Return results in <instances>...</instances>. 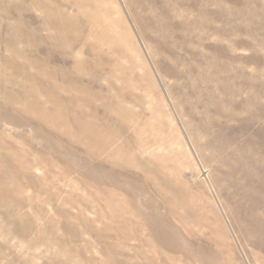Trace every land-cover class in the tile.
<instances>
[{
    "label": "rangeland",
    "instance_id": "374dc122",
    "mask_svg": "<svg viewBox=\"0 0 264 264\" xmlns=\"http://www.w3.org/2000/svg\"><path fill=\"white\" fill-rule=\"evenodd\" d=\"M0 264H264V0H0Z\"/></svg>",
    "mask_w": 264,
    "mask_h": 264
}]
</instances>
